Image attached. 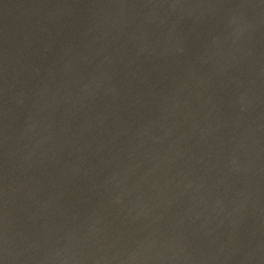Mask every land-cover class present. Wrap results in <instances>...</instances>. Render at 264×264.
Listing matches in <instances>:
<instances>
[{"label": "water", "instance_id": "water-1", "mask_svg": "<svg viewBox=\"0 0 264 264\" xmlns=\"http://www.w3.org/2000/svg\"><path fill=\"white\" fill-rule=\"evenodd\" d=\"M0 264H264V0H0Z\"/></svg>", "mask_w": 264, "mask_h": 264}]
</instances>
